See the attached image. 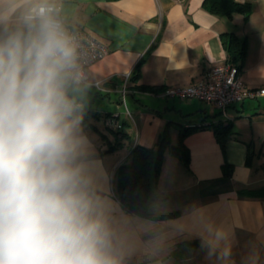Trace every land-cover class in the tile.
Segmentation results:
<instances>
[{
  "label": "crops",
  "instance_id": "1",
  "mask_svg": "<svg viewBox=\"0 0 264 264\" xmlns=\"http://www.w3.org/2000/svg\"><path fill=\"white\" fill-rule=\"evenodd\" d=\"M49 3L59 6L67 27L84 29L108 47L87 68L79 101L97 194L131 252L129 264H264V95L223 112L199 98L165 94L225 63L223 33L231 32L246 43L243 81L264 88V0H251L248 16L213 12L205 0ZM140 63V78L132 80ZM110 113L128 122V136L118 140L105 126L103 115ZM220 122L232 124L224 145L215 132ZM166 128L171 141L149 209L174 213L146 218L121 203L117 171L130 162L134 146H155Z\"/></svg>",
  "mask_w": 264,
  "mask_h": 264
},
{
  "label": "clouds",
  "instance_id": "2",
  "mask_svg": "<svg viewBox=\"0 0 264 264\" xmlns=\"http://www.w3.org/2000/svg\"><path fill=\"white\" fill-rule=\"evenodd\" d=\"M77 48L49 0H0V264H129L88 161Z\"/></svg>",
  "mask_w": 264,
  "mask_h": 264
},
{
  "label": "trees",
  "instance_id": "3",
  "mask_svg": "<svg viewBox=\"0 0 264 264\" xmlns=\"http://www.w3.org/2000/svg\"><path fill=\"white\" fill-rule=\"evenodd\" d=\"M205 5L213 12H224L229 15L233 12H240L248 16L251 11V0L243 3L236 0H205ZM223 43L228 54L227 61L236 66L239 73H241L246 55L245 41L241 40L234 32H231L223 33ZM141 63L132 72V80H139L141 75ZM137 86L145 90L155 89L154 87L146 85ZM110 115L112 114L110 113ZM121 121L123 125L122 129H111L116 134L118 140L121 137L128 136L126 129L129 124L126 120L121 119ZM189 128L190 127H186L185 131L187 132ZM231 131L232 124L230 122L225 124L220 122L215 128L217 137L223 145L227 138H229ZM170 141V133L168 128H166V130L160 134L155 146H134L131 150L130 162L123 163L118 168L116 191L118 198L128 211L146 218H157L174 213H156L149 209V199L152 194L153 186L159 179L164 153L170 145ZM114 147H116V145H111L110 149Z\"/></svg>",
  "mask_w": 264,
  "mask_h": 264
},
{
  "label": "built area",
  "instance_id": "4",
  "mask_svg": "<svg viewBox=\"0 0 264 264\" xmlns=\"http://www.w3.org/2000/svg\"><path fill=\"white\" fill-rule=\"evenodd\" d=\"M55 5V4H53ZM59 13V6H56ZM69 31L74 34L77 41V51L79 65L84 77V84L88 83L87 68L104 58L108 53V47L94 38L84 29H75L68 27ZM126 84L122 88L123 102L126 97ZM165 94L168 96H178L182 98H199L210 104L219 107L223 112L231 104L254 99L264 95V88H251L246 85L241 77V73L236 66L226 61L222 64L212 66L199 79L190 85L182 88H169ZM83 108L84 102L79 101ZM104 124L109 129H122V121L119 114H104Z\"/></svg>",
  "mask_w": 264,
  "mask_h": 264
},
{
  "label": "rangeland",
  "instance_id": "5",
  "mask_svg": "<svg viewBox=\"0 0 264 264\" xmlns=\"http://www.w3.org/2000/svg\"><path fill=\"white\" fill-rule=\"evenodd\" d=\"M87 104V103H86ZM89 104V103H88ZM91 119H93V117L91 118ZM98 122H99V125H103V120H101V119H99V120H97Z\"/></svg>",
  "mask_w": 264,
  "mask_h": 264
}]
</instances>
